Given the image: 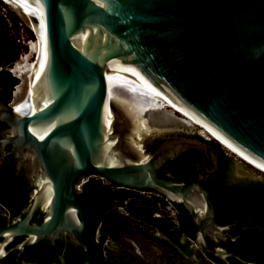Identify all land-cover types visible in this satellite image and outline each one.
<instances>
[{
  "label": "water",
  "instance_id": "95a60500",
  "mask_svg": "<svg viewBox=\"0 0 264 264\" xmlns=\"http://www.w3.org/2000/svg\"><path fill=\"white\" fill-rule=\"evenodd\" d=\"M3 1L31 30L34 56L10 70L19 85L9 106L0 102V164L10 145L35 191L26 216L0 239L27 238L19 252L58 240L92 264L77 185L91 173L135 195L126 201L133 207L153 199L173 218L168 203L182 205L196 249L250 264L208 248L237 237L216 224L201 179L183 183L161 169L217 143L230 184L264 187V0ZM156 139L163 142L146 152Z\"/></svg>",
  "mask_w": 264,
  "mask_h": 264
},
{
  "label": "trees",
  "instance_id": "16d2710c",
  "mask_svg": "<svg viewBox=\"0 0 264 264\" xmlns=\"http://www.w3.org/2000/svg\"><path fill=\"white\" fill-rule=\"evenodd\" d=\"M23 29L24 33H21ZM33 40L34 37L31 31L26 29L23 18L0 0V102L5 106L11 103L13 92L19 85V80L10 73V70L21 55L27 52L25 44ZM2 127L3 125H0V129ZM212 146L217 158V167L213 175L215 185L212 186L210 182L205 185L212 193L216 224L230 226L225 232V237L237 238L219 244L208 241V248L210 250L222 248L241 257L247 263L264 264V187L259 184L242 188L229 186L228 159L217 143ZM146 152L152 151L146 148ZM198 153L200 154L197 151H190L181 154L174 162L165 164L161 172L183 183H190L193 181L195 167L200 162ZM86 175L92 176L91 173ZM123 191L130 192L100 178H90L81 187L78 196L86 224L82 237L92 249V264H147L136 256L132 257L107 248L109 239L116 241L122 237L133 236L136 230L133 222L162 236L163 244L168 248L165 257L169 262L175 263V260L188 259L192 256L189 246L195 239V226L182 205L168 203L174 211L172 218L167 213L159 211L164 207L163 203L153 199L147 201L149 203L146 207H133L126 201L135 195L127 193L124 195ZM137 192L132 190L134 194ZM141 192L158 195L151 191ZM5 196L8 197L7 200L4 199ZM22 198L12 185L9 174L1 173L0 203L5 205L10 218L16 215V208ZM180 240H183L184 244H180ZM201 254L210 264H225L219 259L204 255L202 252ZM83 257V253L76 252L73 264H80ZM228 263L242 264L231 258L228 259Z\"/></svg>",
  "mask_w": 264,
  "mask_h": 264
},
{
  "label": "flooded vegetation",
  "instance_id": "af4514ba",
  "mask_svg": "<svg viewBox=\"0 0 264 264\" xmlns=\"http://www.w3.org/2000/svg\"><path fill=\"white\" fill-rule=\"evenodd\" d=\"M0 125H3V127L0 129L1 140L2 134L7 129V126L2 122H0ZM162 142L163 141H161L160 139L154 140L152 145L147 147V150L150 149L153 152ZM210 153H213L216 156L214 150H212V152L209 151L207 155L198 153L200 155V162L195 167V170L193 172V181L191 182H194L198 178H200L204 184L210 182V184L212 183V186L215 185L213 184L215 182L213 181L215 168L212 164ZM209 164L211 165V168ZM3 172H7L9 174L12 185L16 188L19 195H21L23 198L16 208V215L12 218H10L9 212L5 208V205L3 206V204L0 203V230L10 225L12 222L21 220L26 216L32 204L33 196L31 195V193L32 191H35V187L31 186L29 179L25 175L26 173L24 168L18 166V160L15 157V154L12 152V147L10 145L4 148V156L0 164V174ZM84 177H87V179L83 180L82 178ZM80 178L77 181V185L80 186L79 190L81 192V187L90 178L94 177L84 174ZM228 185L231 187L236 186L237 188H242L247 185L254 186L255 184L246 182L245 184L241 185H232L230 183H228ZM4 199L7 200L8 197L5 196ZM43 214L44 211L38 210L32 218L33 222L40 224L42 222ZM26 239L27 238L25 237H17L6 241L5 243L2 239H0V243H3L0 246V264H61L59 260L60 257L63 258L64 264H73L74 254L76 252L82 253L80 250L73 248L69 244L58 240L54 242L55 246H53L49 241H43L25 247L23 251L19 252L17 247L25 242Z\"/></svg>",
  "mask_w": 264,
  "mask_h": 264
},
{
  "label": "rangeland",
  "instance_id": "374dc122",
  "mask_svg": "<svg viewBox=\"0 0 264 264\" xmlns=\"http://www.w3.org/2000/svg\"><path fill=\"white\" fill-rule=\"evenodd\" d=\"M25 27L27 30L31 31L26 25ZM21 33H24V29ZM33 44L34 40L28 41L25 44L27 46V52L21 55L18 62L34 56ZM121 212L123 213V211ZM133 226L136 228L133 236L122 237L116 241L109 239L107 248L119 253L122 252L129 254L132 257L136 256L147 264H210L208 261L203 259L201 252L196 249L193 243L190 244L189 249L192 251V256L196 262L190 258L175 260V263L169 262L165 257V255L168 254L166 253L168 248L163 244L162 237L152 230L150 231L145 227H140V225L136 222H133Z\"/></svg>",
  "mask_w": 264,
  "mask_h": 264
},
{
  "label": "bare ground",
  "instance_id": "6f19581e",
  "mask_svg": "<svg viewBox=\"0 0 264 264\" xmlns=\"http://www.w3.org/2000/svg\"><path fill=\"white\" fill-rule=\"evenodd\" d=\"M33 47H34V44H33Z\"/></svg>",
  "mask_w": 264,
  "mask_h": 264
},
{
  "label": "built area",
  "instance_id": "2783aa9c",
  "mask_svg": "<svg viewBox=\"0 0 264 264\" xmlns=\"http://www.w3.org/2000/svg\"><path fill=\"white\" fill-rule=\"evenodd\" d=\"M119 210H121V209H119Z\"/></svg>",
  "mask_w": 264,
  "mask_h": 264
}]
</instances>
